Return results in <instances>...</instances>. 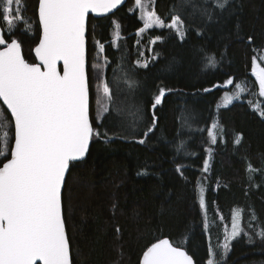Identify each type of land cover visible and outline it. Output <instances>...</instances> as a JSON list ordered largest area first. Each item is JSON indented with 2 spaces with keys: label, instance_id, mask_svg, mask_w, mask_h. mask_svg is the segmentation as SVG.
Masks as SVG:
<instances>
[{
  "label": "trees",
  "instance_id": "1",
  "mask_svg": "<svg viewBox=\"0 0 264 264\" xmlns=\"http://www.w3.org/2000/svg\"><path fill=\"white\" fill-rule=\"evenodd\" d=\"M21 1L30 30L16 22L9 33L2 4L0 25L5 39L19 40L34 63L41 36L38 0ZM135 1L107 16L91 15L87 25L92 116L100 80H107L112 100L103 119L93 120L102 135L93 137L88 156L73 162L66 178L63 207L72 262L142 264L147 247L167 237L197 264H208L213 252L218 264H264V239L258 235L264 228V116L257 111L264 109V96L252 72L254 60L264 66V0H227L223 8L217 0H154L165 23L175 15L184 21L183 40L168 27L139 35L144 22ZM213 54L216 64L208 66L206 56ZM230 77L233 85H226ZM240 83L243 97L217 108ZM160 88L165 96L152 109ZM0 109V130L6 127L13 137L14 122L1 100ZM153 112L156 127L145 137ZM5 161L0 156V167ZM249 164L258 171L250 173ZM236 209L243 211L244 231L225 254L222 232Z\"/></svg>",
  "mask_w": 264,
  "mask_h": 264
},
{
  "label": "snow or ice",
  "instance_id": "2",
  "mask_svg": "<svg viewBox=\"0 0 264 264\" xmlns=\"http://www.w3.org/2000/svg\"><path fill=\"white\" fill-rule=\"evenodd\" d=\"M122 0H38V20L42 36L35 47L40 63H28L21 43L5 39L0 29V98L14 117V134L0 136V156L6 159L0 167V264H73L70 241L66 230L62 203V188L70 162L82 159L94 136L102 133L93 127V120L103 119L109 112L112 89L107 80L97 85L96 116L91 114V85L87 58V25L89 13L105 14ZM7 31H14L13 14L17 23H25L21 14V0H0ZM142 11L143 33L153 26L174 30L185 38L184 21L179 15L165 23L154 11V0H136ZM227 0L216 7L223 8ZM207 14V9H203ZM208 15V19H211ZM117 29L119 25H116ZM117 38L119 33L117 32ZM159 39V38H157ZM251 39V38H249ZM155 42V41H153ZM99 43V42H97ZM101 51L103 44H99ZM207 65L215 66V55L206 56ZM62 62V71L58 65ZM147 67L145 63L142 65ZM252 72L259 82L258 95L264 96V66L253 61ZM233 85L230 77L224 82ZM223 87V85H217ZM238 93L245 91L243 83L236 84ZM210 91V89H205ZM166 90L159 89L152 109L162 103ZM225 103L233 99L227 92ZM260 115L264 109L257 107ZM2 127V126H0ZM156 127L152 123L143 133L147 137ZM218 122H213L209 133L215 142ZM106 135V134H105ZM14 147L8 152V142ZM145 141L141 139L139 143ZM239 143V137L236 140ZM10 154V159L7 156ZM208 170V161L204 162ZM248 171H258L249 164ZM201 187V204H204ZM243 211L234 215L231 232L225 233L221 246L226 254L230 242L244 231L241 226ZM253 219H255L253 213ZM258 235L264 239V228ZM208 264H218L215 252ZM142 264H196L182 247L169 239L152 243L143 253Z\"/></svg>",
  "mask_w": 264,
  "mask_h": 264
},
{
  "label": "rangeland",
  "instance_id": "3",
  "mask_svg": "<svg viewBox=\"0 0 264 264\" xmlns=\"http://www.w3.org/2000/svg\"><path fill=\"white\" fill-rule=\"evenodd\" d=\"M145 2H147V0H145ZM22 1H21V5H20V8H21V6H22ZM135 6L137 7V11H139V15H140V17L142 16V11H141V9L137 6V4H136V1H135ZM155 11V10H154ZM15 14V13H14ZM15 16H16V14H15ZM17 21H16V19L13 17V24L15 25V23H16ZM167 24V23H166ZM5 26H6V28H7V24H6V22H5ZM154 27H158V26H153L152 28H154ZM158 28H162V27H158ZM148 30V29H147ZM146 31V30H145ZM139 33V35H141L142 33L139 31L138 32ZM117 32H115V39H117ZM264 56V52L261 54V56L260 57H263ZM256 63H258V64H260L259 63V61L258 60H256L255 61ZM261 65V64H260ZM254 74V73H253ZM255 75V74H254ZM255 77H256V75H255ZM257 79V78H256ZM258 81V80H257ZM259 83V82H258ZM228 94H229V96H232L233 97V99L231 100V102L233 101V100H235V99H239V98H241V97H243V95L246 93V90L244 91V92H242V93H238V90L235 88L234 90H232V91H226ZM230 103H225V99H224V96H223V99H222V101L219 103V105H218V107L217 108H219V107H222V106H227V105H229ZM1 117H3L2 116V112H1V109H0V118ZM215 122V121H214ZM6 130V127H3V128H1V130H0V132H1V135H3V133L4 132H7V131H5ZM217 130V129H216ZM216 130H215V135H216ZM213 131V129L211 130V132ZM217 136V135H216ZM203 189H204V187H203ZM200 197H201V191H200ZM203 198H205V194H204V192H203ZM203 206L205 207V199H204V204H203ZM241 209H236L235 211H234V214H233V217H234V215H236V213L238 212V211H240ZM232 222H233V219H232V221H231V223L228 225V226H226L225 228H224V231L222 232L223 233V237H222V243H221V245H223L224 244V236H225V233H226V231L227 232H231V229H232ZM241 226L243 227V216H242V221H241ZM244 229V228H243ZM232 242V241H231ZM230 242V243H231ZM221 249H223V248H221Z\"/></svg>",
  "mask_w": 264,
  "mask_h": 264
},
{
  "label": "water",
  "instance_id": "4",
  "mask_svg": "<svg viewBox=\"0 0 264 264\" xmlns=\"http://www.w3.org/2000/svg\"><path fill=\"white\" fill-rule=\"evenodd\" d=\"M126 1L127 0H122V3L120 4V5H118L116 8H114V9H112L110 12H108V13H105V14H96V13H89V17H88V23H89V18H90V16L91 15H93V16H95V17H102V16H107V15H109V14H112L114 11H116L118 8H121V6L122 5H124L125 3H126ZM38 15V14H37ZM41 27V36H42V25H40ZM0 29H1V25H0ZM87 34H88V26H87V32H86V37H87ZM40 36V37H41ZM11 41V40H10ZM9 41V42H10ZM19 41V40H18ZM39 43V42H38ZM37 46V45H36ZM35 46V47H36ZM86 47H87V50H88V39H87V44H86ZM21 48H22V55H23V57H24V59L28 62V63H31V62H29L27 59H26V57H25V55L23 54L24 53V51H23V47H22V45H21ZM34 55H35V57H36V62H34V63H40V60H39V58L36 56V53H35V48H34ZM87 58H88V51H87ZM58 67H60V69H61V71H62V62H60V65H58ZM0 100H1V102H2V105H4L5 107H6V109L8 110V112L10 113V109H8L7 108V106L3 103V99L2 98H0ZM10 116H11V113H10ZM10 118H12L13 119V122H14V117H10ZM14 130V129H13ZM13 143V146L12 147H14V142H12ZM91 145H92V141L90 142V144H89V149H88V151H90V149H91ZM10 156V155H9ZM88 156V152L86 153V155L82 158V159H79V160H76V161H72V162H70V165H72V163L73 162H78V161H82V160H84L86 157ZM11 157H9L8 159H10ZM6 162V161H5ZM2 167V166H1ZM70 169H71V166H69V170H68V172L66 173V175H65V182H64V186H63V188H62V203H63V191H64V187H65V183H66V178L68 177V174H69V171H70ZM63 209H64V207H63ZM65 217V216H64ZM65 224H66V222H65ZM67 228V227H66ZM67 234H68V232H67ZM69 237V236H68ZM162 239H169L170 241H171V239L170 238H167V237H165V238H162ZM172 242V241H171ZM156 243V242H155ZM173 243V242H172ZM173 245L174 246H177V245H175L174 243H173ZM177 247H180V246H177ZM70 248H71V245H70ZM182 248H184V247H182ZM184 250H186L187 251V249L186 248H184ZM188 252V251H187ZM189 253V252H188ZM71 254H72V252H71ZM189 255H191L190 253H189ZM192 256V255H191ZM193 257V256H192ZM193 259H194V257H193ZM143 260V259H142ZM194 261L196 262V260L194 259ZM38 264H42V262H38ZM197 264V263H196Z\"/></svg>",
  "mask_w": 264,
  "mask_h": 264
}]
</instances>
